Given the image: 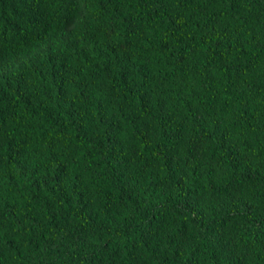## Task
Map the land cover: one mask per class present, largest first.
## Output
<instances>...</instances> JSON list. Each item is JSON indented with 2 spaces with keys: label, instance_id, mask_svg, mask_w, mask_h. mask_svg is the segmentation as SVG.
<instances>
[{
  "label": "trees",
  "instance_id": "16d2710c",
  "mask_svg": "<svg viewBox=\"0 0 264 264\" xmlns=\"http://www.w3.org/2000/svg\"><path fill=\"white\" fill-rule=\"evenodd\" d=\"M0 264H264V0H0Z\"/></svg>",
  "mask_w": 264,
  "mask_h": 264
}]
</instances>
